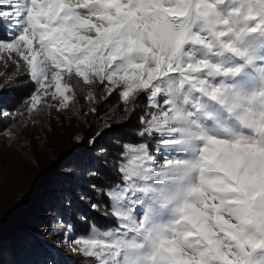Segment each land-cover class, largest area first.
<instances>
[{
  "label": "snow or ice",
  "instance_id": "snow-or-ice-1",
  "mask_svg": "<svg viewBox=\"0 0 264 264\" xmlns=\"http://www.w3.org/2000/svg\"><path fill=\"white\" fill-rule=\"evenodd\" d=\"M0 27L14 30L0 53L37 86L29 111L53 85L69 107L64 74L149 109L148 141L122 145L120 181L102 193L115 225L70 240L74 253L264 264V0H0Z\"/></svg>",
  "mask_w": 264,
  "mask_h": 264
},
{
  "label": "trees",
  "instance_id": "trees-1",
  "mask_svg": "<svg viewBox=\"0 0 264 264\" xmlns=\"http://www.w3.org/2000/svg\"><path fill=\"white\" fill-rule=\"evenodd\" d=\"M7 37V28L0 27V40ZM66 82L76 90L67 110L56 111L54 105L45 103L23 123L0 114V134L8 131V144L17 147L20 143L24 148L29 138L34 146L29 158L32 172L20 181L9 175L6 190L0 186V264H94L83 255L58 250L54 258L40 230L53 216L42 210L59 215L77 237L88 235L94 226L101 231L113 227L115 220L104 215L110 202L102 196L120 181L113 164L120 160L122 145L148 141L139 135L144 127L140 117L149 110L143 96L135 112L129 113L126 108L132 105H124L119 92L108 97L102 86L84 84L74 76H68ZM35 88L22 68L0 67V113L24 111ZM89 90L94 93L92 101L85 99ZM30 121L40 129L33 138L28 134ZM5 169L0 164V172Z\"/></svg>",
  "mask_w": 264,
  "mask_h": 264
},
{
  "label": "rangeland",
  "instance_id": "rangeland-1",
  "mask_svg": "<svg viewBox=\"0 0 264 264\" xmlns=\"http://www.w3.org/2000/svg\"><path fill=\"white\" fill-rule=\"evenodd\" d=\"M7 31H8V37L6 39H3L2 41H9L12 38V34L14 30H9L7 28ZM20 61L21 60L17 54H12L11 58H8L7 52L0 53V67L7 64L12 65L13 67H18ZM67 77H68L67 74L63 75L62 83L66 82ZM49 78H50V74H49ZM53 90H54V85L53 88L49 89L48 95L41 96L40 103L37 104L36 109L29 111V106L31 104V99H30L31 96L34 93L39 94L37 93V86H36L32 95L27 99L26 109L20 112L19 114H12L11 121L18 122L19 121L18 119H22L20 120V122L22 123L26 122L27 117H33L34 114L38 111L39 107L45 103L54 105L56 111L67 110L72 104L73 100L69 102L68 108L66 109L60 108L59 110H57L59 108L61 98L57 96L55 99H53L51 95V92ZM28 125H29L28 134L31 136V138H33L37 133L40 132L39 131L40 129L38 126L32 123V121H30ZM13 126L14 125L10 126L11 129H13ZM31 140L29 141L28 138L26 142V147L24 148L20 147V143H17L16 144L17 147H14L8 144V142H10V134L8 133V131L3 134H0V164L5 168H7L5 169L4 172H0V186L3 187V190H6L7 187L4 184L5 177L11 175L14 178V180L20 181L24 175L26 174L29 175L32 172V163L30 162L31 159L29 158L30 155L32 154L31 148L34 146H32ZM151 143L154 145L155 141H151ZM35 146H37L36 143ZM18 148H20L21 151ZM150 150L155 151V148L153 147ZM8 170L10 173H8ZM1 194L2 193H0V198H1ZM42 211H44V215L53 216L48 226L40 227V230H41V236L45 238L44 239L45 242L51 248L54 258L58 251L65 253V255L75 256L76 253L72 251V245L70 243V240H74L75 238H77V236H75V234L72 233L71 225L67 223L64 219L60 218L59 215L55 214L54 212H49V211L47 212V209H44ZM55 250L58 251L55 252ZM50 260L51 259L49 258L48 261ZM52 262H54V260Z\"/></svg>",
  "mask_w": 264,
  "mask_h": 264
}]
</instances>
